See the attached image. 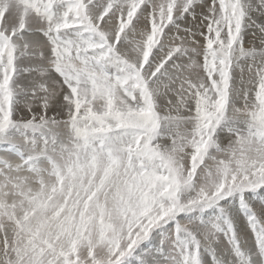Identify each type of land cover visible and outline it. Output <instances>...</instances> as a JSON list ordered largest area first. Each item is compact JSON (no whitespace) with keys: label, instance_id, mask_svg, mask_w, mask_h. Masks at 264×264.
Masks as SVG:
<instances>
[{"label":"snow or ice","instance_id":"obj_1","mask_svg":"<svg viewBox=\"0 0 264 264\" xmlns=\"http://www.w3.org/2000/svg\"><path fill=\"white\" fill-rule=\"evenodd\" d=\"M0 264H264V0H0Z\"/></svg>","mask_w":264,"mask_h":264}]
</instances>
